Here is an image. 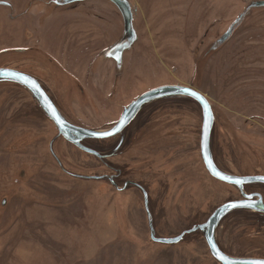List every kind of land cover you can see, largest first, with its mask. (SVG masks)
Returning a JSON list of instances; mask_svg holds the SVG:
<instances>
[{"label":"rangeland","instance_id":"1","mask_svg":"<svg viewBox=\"0 0 264 264\" xmlns=\"http://www.w3.org/2000/svg\"><path fill=\"white\" fill-rule=\"evenodd\" d=\"M152 1L161 11L173 5ZM176 1L183 25H166L165 48L150 46L146 33L145 45L116 57L125 25L108 0H0V68L36 78L67 120L90 130L110 129L153 89L191 87L214 111L217 166L264 176V6L222 42L241 15L232 18L234 0ZM202 126L193 99L156 100L138 112L119 151L110 149L121 135L83 141L99 158L60 136L27 88L0 81V264H220L201 231L174 245L151 239L150 223L158 238H175L243 198L206 170ZM245 192L264 198V184ZM216 239L231 257L264 259V215L233 211Z\"/></svg>","mask_w":264,"mask_h":264},{"label":"water","instance_id":"2","mask_svg":"<svg viewBox=\"0 0 264 264\" xmlns=\"http://www.w3.org/2000/svg\"><path fill=\"white\" fill-rule=\"evenodd\" d=\"M79 1L86 0H57V4L68 5ZM108 1L112 2L119 9L123 16L125 25V35L127 41H123L121 44L118 45V48L114 50L113 53H115L117 57L119 56L121 51H124L126 48H129L135 41L136 37L133 28V12L127 0ZM262 6H264V1L254 2L248 7L247 11ZM247 13H245L238 19L239 21H237L231 28V30L224 36L222 42L227 40V38L232 34L236 24H238ZM0 81L15 82L27 88L38 102L39 107L42 109V111L54 123V125L58 129L60 136L64 137L66 140L74 144L79 149L87 152L88 154H93L97 157L100 156V154L95 150L86 147L83 144V141L107 140L120 135L126 128L129 127L138 112L147 103L164 98L174 97H185L196 101L200 105L203 114V126L201 133V155L205 168L214 179L237 188L241 192L243 199L225 203L224 205L217 208L204 224L194 227L189 231L183 232L181 235L175 238H158L156 236L153 224L150 223L151 239L156 243L174 245L181 242L186 234L201 231L205 236L206 242L208 244L212 256L220 264H264V259L231 257L224 253L218 245L216 239L217 229L221 225L222 221L230 213L236 210H248L254 213L264 214V199L262 195H248L244 191L245 185L258 183L264 184V176H236L222 171L217 166L211 148L212 132L215 123L214 111L210 101L204 94L191 87L186 86L158 87L156 89L144 93L142 96L136 99L130 106L125 109L118 123L110 129L90 130L77 126L67 120L58 109L54 100L50 97L48 92L44 89L42 84L36 78L14 69L0 68ZM237 181H239V183H237ZM123 190H125V188H123ZM144 196L145 207L149 214L147 193H145ZM232 205L237 206L233 207Z\"/></svg>","mask_w":264,"mask_h":264},{"label":"crops","instance_id":"3","mask_svg":"<svg viewBox=\"0 0 264 264\" xmlns=\"http://www.w3.org/2000/svg\"><path fill=\"white\" fill-rule=\"evenodd\" d=\"M132 8L135 6V12L133 14V22H140L144 25V28L141 29L140 32L136 30V26L134 28L135 31V41L130 47H135L137 44L145 45L146 33L149 35L151 39L150 46L155 47L157 51L162 50L168 45V40H166V27H170V30L175 31L177 28L182 27V12L183 7L182 3L177 4L176 0L169 1L171 5L167 10H160L159 4L154 3L156 1L152 0H127ZM264 1V0H234L232 2L234 5L233 7V15L232 18L238 17L240 18L247 12H251V10L247 11L245 8L250 6L254 2ZM231 3V2H228ZM248 9V8H247ZM140 12V14H139ZM248 14V13H247ZM165 21V22H164ZM167 25V26H166ZM160 44L162 49L158 50V43ZM111 45V47H115V42Z\"/></svg>","mask_w":264,"mask_h":264},{"label":"flooded vegetation","instance_id":"4","mask_svg":"<svg viewBox=\"0 0 264 264\" xmlns=\"http://www.w3.org/2000/svg\"><path fill=\"white\" fill-rule=\"evenodd\" d=\"M124 42L125 41H127L126 40V38L123 40ZM122 41V42H123ZM115 54V53H114ZM116 55V54H115ZM81 92L82 93H84V91L81 89ZM55 102V101H54ZM127 129V128H126ZM125 129V130H126ZM125 130L123 131V133H121L120 135L121 136H119V140H117V142L115 143V145L114 146H112L111 147V149L110 150H113L112 152H116V151H119V149L122 147V145L124 144V143H126V142H124V141H126L127 139H128V137H126V138H124V137H122L123 136V134H124V132H125ZM117 137V136H116ZM114 138V137H113ZM112 139V138H111ZM124 141H123V140ZM128 140H130V139H128ZM127 144V143H126ZM125 144V145H126ZM102 150V149H101ZM109 152H111V151H109ZM108 152V153H109ZM102 153H103V150H102ZM100 154V153H99ZM99 158H102V155L100 154V156H98ZM119 173H121L120 171H119ZM121 176V175H120ZM112 185H115V186H117V184H118V182L115 180V179H113L112 178V181L110 182ZM126 185V184H125ZM124 185V186H125ZM249 185H251V184H248V185H245V187H244V191L246 190V187H248ZM138 187H139V185H137ZM116 188H118V187H116ZM124 188V187H123ZM123 188L121 189V188H118V190H120V191H122L123 190ZM125 189H126V187H125ZM140 191L143 193V195L145 194V193H147L146 192V190L145 189H143V187H140ZM148 194V193H147ZM246 194H248V193H246ZM254 194H260V193H250L249 192V194L248 195H254ZM261 195V194H260ZM263 197V196H262ZM144 198H145V196H144ZM243 199V198H242ZM264 199V198H263ZM6 204V201H3V205H5ZM261 214V213H260ZM262 215H264V214H262ZM222 250V249H221ZM223 251V250H222Z\"/></svg>","mask_w":264,"mask_h":264},{"label":"snow or ice","instance_id":"5","mask_svg":"<svg viewBox=\"0 0 264 264\" xmlns=\"http://www.w3.org/2000/svg\"><path fill=\"white\" fill-rule=\"evenodd\" d=\"M237 183H239V181H237ZM233 207H236L237 205H232Z\"/></svg>","mask_w":264,"mask_h":264}]
</instances>
